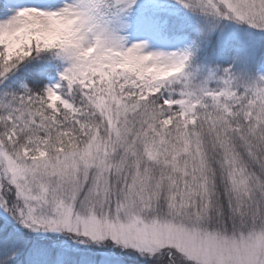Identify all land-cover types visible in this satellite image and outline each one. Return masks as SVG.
Masks as SVG:
<instances>
[{"label": "snow or ice", "instance_id": "6c2138e0", "mask_svg": "<svg viewBox=\"0 0 264 264\" xmlns=\"http://www.w3.org/2000/svg\"><path fill=\"white\" fill-rule=\"evenodd\" d=\"M0 264H264V0H0Z\"/></svg>", "mask_w": 264, "mask_h": 264}]
</instances>
